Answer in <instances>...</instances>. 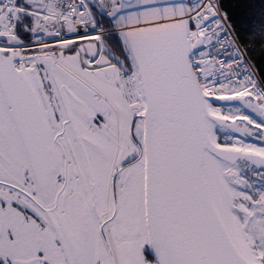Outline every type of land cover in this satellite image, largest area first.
I'll use <instances>...</instances> for the list:
<instances>
[{
	"label": "snow or ice",
	"instance_id": "snow-or-ice-1",
	"mask_svg": "<svg viewBox=\"0 0 264 264\" xmlns=\"http://www.w3.org/2000/svg\"><path fill=\"white\" fill-rule=\"evenodd\" d=\"M0 264H264V71L218 0H0Z\"/></svg>",
	"mask_w": 264,
	"mask_h": 264
},
{
	"label": "trees",
	"instance_id": "trees-1",
	"mask_svg": "<svg viewBox=\"0 0 264 264\" xmlns=\"http://www.w3.org/2000/svg\"><path fill=\"white\" fill-rule=\"evenodd\" d=\"M254 66L264 71V0H219Z\"/></svg>",
	"mask_w": 264,
	"mask_h": 264
},
{
	"label": "built area",
	"instance_id": "built-area-1",
	"mask_svg": "<svg viewBox=\"0 0 264 264\" xmlns=\"http://www.w3.org/2000/svg\"><path fill=\"white\" fill-rule=\"evenodd\" d=\"M218 3H219V5H220V2H219V0H218ZM220 9H221V6H220ZM221 12L223 13V11L221 10ZM229 27L232 29V27L230 26V24H229ZM233 30V29H232ZM233 35L237 38V36H236V34L234 33V31H233ZM238 39V38H237ZM238 42H239V40H238ZM239 45H240V47L244 50V48H243V46L241 45V43L239 42ZM244 52H245V50H244ZM245 54H246V56H247V58H248V60L253 64V62L250 60V58L248 57V55H247V53L245 52ZM254 65V64H253Z\"/></svg>",
	"mask_w": 264,
	"mask_h": 264
},
{
	"label": "bare ground",
	"instance_id": "bare-ground-1",
	"mask_svg": "<svg viewBox=\"0 0 264 264\" xmlns=\"http://www.w3.org/2000/svg\"><path fill=\"white\" fill-rule=\"evenodd\" d=\"M222 10V9H221ZM223 11V10H222ZM223 13H224V11H223Z\"/></svg>",
	"mask_w": 264,
	"mask_h": 264
}]
</instances>
